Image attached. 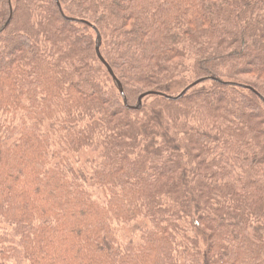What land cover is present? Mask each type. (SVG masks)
I'll list each match as a JSON object with an SVG mask.
<instances>
[{"label":"trees","instance_id":"1","mask_svg":"<svg viewBox=\"0 0 264 264\" xmlns=\"http://www.w3.org/2000/svg\"><path fill=\"white\" fill-rule=\"evenodd\" d=\"M0 264H264V0H0Z\"/></svg>","mask_w":264,"mask_h":264},{"label":"water","instance_id":"2","mask_svg":"<svg viewBox=\"0 0 264 264\" xmlns=\"http://www.w3.org/2000/svg\"><path fill=\"white\" fill-rule=\"evenodd\" d=\"M82 22H84V21H82ZM84 23L87 24V25H89V26H92L88 22H84ZM94 29H95V31H97L96 27H94ZM97 34H98V36H97V45H96V53H97V56L100 59V61L105 65V67L107 68L109 74L114 79V81L117 82L118 87H119V92H120L121 96L123 97L125 104L127 105V98H126V95H125V92H124V89H123L122 84L118 81L116 75L114 74V71L108 65V63L104 60V58L102 56V53H101L102 38H101L100 33L97 32ZM202 82H204V80L203 81H200V82H197V83H194L191 87H195V86L201 84ZM191 87L187 88L180 96L177 97V99L183 97L190 90ZM245 88H249V87H245ZM153 95H157V93L151 92V93H147V94L143 95L140 98L139 103H138V105L135 108L134 107H129V108L130 109H138L140 107V105L142 104L143 99L147 98L148 96H153ZM166 98L172 99V97H168V96H166Z\"/></svg>","mask_w":264,"mask_h":264},{"label":"rangeland","instance_id":"3","mask_svg":"<svg viewBox=\"0 0 264 264\" xmlns=\"http://www.w3.org/2000/svg\"><path fill=\"white\" fill-rule=\"evenodd\" d=\"M151 103V102H150Z\"/></svg>","mask_w":264,"mask_h":264}]
</instances>
